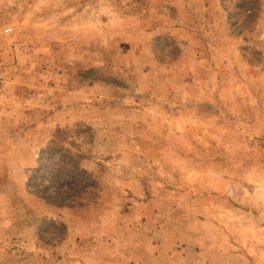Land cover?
<instances>
[{
	"label": "rangeland",
	"instance_id": "obj_1",
	"mask_svg": "<svg viewBox=\"0 0 264 264\" xmlns=\"http://www.w3.org/2000/svg\"><path fill=\"white\" fill-rule=\"evenodd\" d=\"M0 264H264V0H0Z\"/></svg>",
	"mask_w": 264,
	"mask_h": 264
},
{
	"label": "trees",
	"instance_id": "obj_2",
	"mask_svg": "<svg viewBox=\"0 0 264 264\" xmlns=\"http://www.w3.org/2000/svg\"><path fill=\"white\" fill-rule=\"evenodd\" d=\"M94 72V70L93 69H88V70H84L81 74H83L82 76L83 77H85V75H89L90 73H93ZM95 77H93V79H94ZM73 175H75V176H77L78 175V173L77 172H74L73 171Z\"/></svg>",
	"mask_w": 264,
	"mask_h": 264
}]
</instances>
